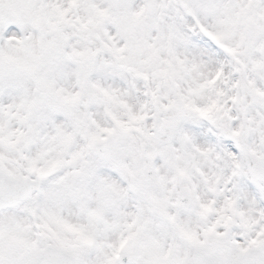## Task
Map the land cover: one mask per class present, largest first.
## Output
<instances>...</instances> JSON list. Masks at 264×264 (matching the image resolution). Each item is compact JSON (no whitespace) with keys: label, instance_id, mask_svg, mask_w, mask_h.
Segmentation results:
<instances>
[{"label":"snow or ice","instance_id":"snow-or-ice-1","mask_svg":"<svg viewBox=\"0 0 264 264\" xmlns=\"http://www.w3.org/2000/svg\"><path fill=\"white\" fill-rule=\"evenodd\" d=\"M0 264H264V0H0Z\"/></svg>","mask_w":264,"mask_h":264}]
</instances>
